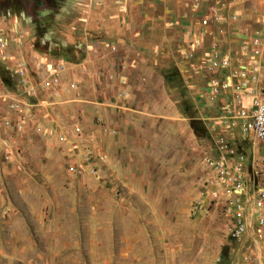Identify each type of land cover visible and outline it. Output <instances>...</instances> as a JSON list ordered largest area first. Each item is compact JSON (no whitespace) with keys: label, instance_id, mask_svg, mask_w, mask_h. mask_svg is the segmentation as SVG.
<instances>
[{"label":"rangeland","instance_id":"1","mask_svg":"<svg viewBox=\"0 0 264 264\" xmlns=\"http://www.w3.org/2000/svg\"><path fill=\"white\" fill-rule=\"evenodd\" d=\"M258 96L264 0H0V264H264Z\"/></svg>","mask_w":264,"mask_h":264},{"label":"built area","instance_id":"2","mask_svg":"<svg viewBox=\"0 0 264 264\" xmlns=\"http://www.w3.org/2000/svg\"><path fill=\"white\" fill-rule=\"evenodd\" d=\"M238 113L241 128L245 132L252 133L258 140H264V97H255L248 107L240 109ZM238 207L240 208L241 205L238 204ZM237 219L243 230L242 212H237Z\"/></svg>","mask_w":264,"mask_h":264},{"label":"crops","instance_id":"3","mask_svg":"<svg viewBox=\"0 0 264 264\" xmlns=\"http://www.w3.org/2000/svg\"><path fill=\"white\" fill-rule=\"evenodd\" d=\"M12 24H13L12 21H9V22L7 23L8 26H11Z\"/></svg>","mask_w":264,"mask_h":264}]
</instances>
